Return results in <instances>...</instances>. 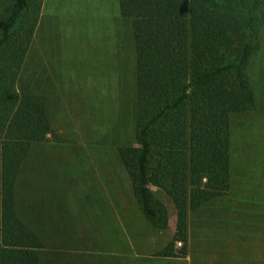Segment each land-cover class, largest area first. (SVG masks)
I'll use <instances>...</instances> for the list:
<instances>
[{
  "label": "rangeland",
  "instance_id": "1",
  "mask_svg": "<svg viewBox=\"0 0 264 264\" xmlns=\"http://www.w3.org/2000/svg\"><path fill=\"white\" fill-rule=\"evenodd\" d=\"M261 43L248 67L256 109L232 119L231 190L191 212L187 256L167 257L175 206L152 188L169 211L168 227L154 228L119 155L135 143L137 112L119 0L43 1L19 86L47 97L52 132L17 182L42 264H264V29Z\"/></svg>",
  "mask_w": 264,
  "mask_h": 264
},
{
  "label": "trees",
  "instance_id": "2",
  "mask_svg": "<svg viewBox=\"0 0 264 264\" xmlns=\"http://www.w3.org/2000/svg\"><path fill=\"white\" fill-rule=\"evenodd\" d=\"M44 0H0V264H42L44 243L19 211L17 182L52 132L47 97L20 87ZM137 78L134 145L119 147L144 216L176 234L163 256H187L189 219L231 190L232 119L256 109L248 76L261 50L264 0H119ZM177 243L182 244L180 248ZM178 248V249H177Z\"/></svg>",
  "mask_w": 264,
  "mask_h": 264
}]
</instances>
